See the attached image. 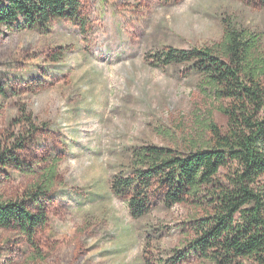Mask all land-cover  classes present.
Segmentation results:
<instances>
[{
  "label": "rangeland",
  "instance_id": "1",
  "mask_svg": "<svg viewBox=\"0 0 264 264\" xmlns=\"http://www.w3.org/2000/svg\"><path fill=\"white\" fill-rule=\"evenodd\" d=\"M79 20L45 30L0 28V201L43 208L34 235L0 229V264H213L190 251L193 201L168 208L152 191L135 218L136 152L156 146L188 155L208 146L209 125L226 127L203 75L156 66L170 48L219 53L226 30L254 40L264 58L262 0H79ZM42 187L38 203L29 198Z\"/></svg>",
  "mask_w": 264,
  "mask_h": 264
},
{
  "label": "trees",
  "instance_id": "2",
  "mask_svg": "<svg viewBox=\"0 0 264 264\" xmlns=\"http://www.w3.org/2000/svg\"><path fill=\"white\" fill-rule=\"evenodd\" d=\"M80 10L79 0H0V28L45 30L58 20H79ZM254 50L251 37L229 27L219 53L170 48L150 54L156 66L188 65L200 72L227 124L211 123L208 146L188 155L143 147L134 175L112 183L115 193H132L135 218L150 212L157 186L168 208L186 201L200 206L205 215L194 221L189 248L213 264H264V58L255 61ZM45 192L38 186L29 198L38 203ZM47 220L43 208L33 212L25 201H0V229L22 230L33 247Z\"/></svg>",
  "mask_w": 264,
  "mask_h": 264
}]
</instances>
